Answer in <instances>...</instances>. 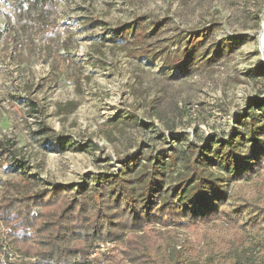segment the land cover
<instances>
[{
  "label": "rangeland",
  "instance_id": "obj_1",
  "mask_svg": "<svg viewBox=\"0 0 264 264\" xmlns=\"http://www.w3.org/2000/svg\"><path fill=\"white\" fill-rule=\"evenodd\" d=\"M145 17L165 23L155 58L103 41ZM207 27L196 69L174 77L162 60L176 54V37ZM262 32L264 0H0V264L37 260L40 228L74 199L70 190L46 197L53 186L93 188L91 177L117 174L127 156L153 164L236 132L248 102L264 101ZM227 38L246 41L202 66L208 46ZM120 117L125 124L113 127ZM46 135L68 146L45 149ZM244 186L226 183L222 207L236 208ZM249 193L264 198V184ZM228 228L224 220L152 223L123 241L95 242L71 264H133L127 240L144 232L185 264H264L257 233Z\"/></svg>",
  "mask_w": 264,
  "mask_h": 264
},
{
  "label": "trees",
  "instance_id": "obj_2",
  "mask_svg": "<svg viewBox=\"0 0 264 264\" xmlns=\"http://www.w3.org/2000/svg\"><path fill=\"white\" fill-rule=\"evenodd\" d=\"M38 1L44 4L53 0ZM148 19L145 17L130 26L111 30L103 41L120 45L129 55L136 54L137 59L148 55L155 58L163 50L159 37L165 23ZM211 33L212 28L207 27L190 34L182 32L176 37V54H166L162 60L174 77L196 69L199 49L207 43ZM245 41V38H227L209 45L207 49L212 54L203 58L202 66L230 53ZM158 48L157 54L155 49ZM258 70L264 71V66L260 65ZM247 108L236 120L238 130L225 140L211 141L204 146L190 144L185 151L164 154L153 164H141L140 157L127 156L121 160L117 174L91 177L93 188L80 186L73 190L69 186H53L46 197L54 191L70 190L74 199L66 202L55 221L46 222L40 228L37 248L42 249L35 250L33 256L37 260L32 264H71L73 257L81 253L85 256L95 242L123 241L126 233H140L152 223L167 227L180 222L224 220L229 230L255 231L257 245L264 253V198L249 193L264 184V101L250 100ZM126 119L120 117L113 127L125 124ZM42 131L48 128L43 126ZM51 143L56 149L68 146L61 137L49 135L43 138L41 145L47 149ZM178 161L182 162V171L177 169ZM17 167L25 170L20 165ZM233 182L245 184L247 191L240 188L238 204L229 211L222 206L227 201L226 183ZM24 242L26 239H21V243ZM127 249L132 252L127 254L133 264H185L183 254L169 245L160 246L156 238L146 232L138 237L131 235Z\"/></svg>",
  "mask_w": 264,
  "mask_h": 264
},
{
  "label": "bare ground",
  "instance_id": "obj_3",
  "mask_svg": "<svg viewBox=\"0 0 264 264\" xmlns=\"http://www.w3.org/2000/svg\"><path fill=\"white\" fill-rule=\"evenodd\" d=\"M263 37H264V32H262L261 35H260V41L261 42L264 41Z\"/></svg>",
  "mask_w": 264,
  "mask_h": 264
}]
</instances>
